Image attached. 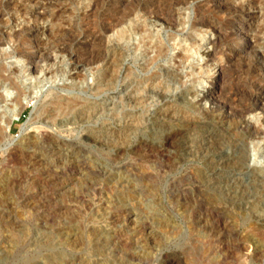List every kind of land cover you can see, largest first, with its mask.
<instances>
[{"label":"rangeland","instance_id":"rangeland-1","mask_svg":"<svg viewBox=\"0 0 264 264\" xmlns=\"http://www.w3.org/2000/svg\"><path fill=\"white\" fill-rule=\"evenodd\" d=\"M214 1L198 10L203 0H0V63L32 67L17 55L23 48L44 69L23 74V86L38 84V95L11 121L13 148L0 153V264H166L173 256L182 264H264L262 195L251 207L216 210L186 180L167 183L209 169L197 142L167 146L189 122L199 123L197 135L220 129L229 141L264 130V113L253 110L264 104V93L255 97L264 81L251 72L257 65L264 74V0ZM155 14L176 18L174 26ZM199 18L220 35L201 29L193 62L211 65L187 76L177 42L191 38ZM133 25L162 38L165 55L148 63L153 44H139L137 32L120 39L121 27ZM234 94L238 102L229 101ZM71 98L74 109L46 117L51 101ZM246 140V167L264 170V134ZM232 146L224 155H235Z\"/></svg>","mask_w":264,"mask_h":264},{"label":"bare ground","instance_id":"bare-ground-1","mask_svg":"<svg viewBox=\"0 0 264 264\" xmlns=\"http://www.w3.org/2000/svg\"><path fill=\"white\" fill-rule=\"evenodd\" d=\"M203 1H204L203 4H201V6L198 8V10L202 9V8L207 9L208 7L211 8V7L216 6L215 5L216 2L214 0H203ZM148 2H150V1H148ZM151 2H153V1H151ZM177 3H179V2L177 1ZM185 3H186V1L185 2L182 1L183 5H186ZM249 3H253V1H248V3H244V2L240 3L239 6L236 8V12L240 13V12L244 11L246 9V7L248 5H250ZM142 5L143 6L145 5L144 7H146L147 4L144 3ZM180 5H181V3H180ZM156 6H158V5H156ZM180 7H184V6H180ZM91 11H94L93 8L91 9ZM149 15L151 16V13ZM155 15H157V14H155ZM158 15H159V13H158ZM158 15L156 17H158ZM162 16L163 15H161V17ZM167 16H169V15H167ZM152 17H155V16L153 15ZM165 17H162V18L158 17L155 19L157 21H161L163 24H165L167 26H174L173 22L176 18L174 19L173 17H168L166 19ZM197 19H198V17H197ZM206 21L207 20H202L200 18H199V20H193L192 25H191L189 32H188V35H190L191 38L189 37V39H185L183 41L177 42L179 47H181V54H180L181 60L184 62H189L190 67H189V71H188L187 76H194V75L200 74V73H202L204 67H206L208 69V67L211 65L208 63V61H206L203 65V67L199 66L197 69L195 67L196 65H194V62H193L195 59V56L199 52L200 46H202L201 44L203 43L204 36L206 34L205 32H202L201 29L204 27H207V29L209 28L210 30H212V32L215 35H220L219 34L220 33V27H217L216 26L217 24L214 25V24H211L210 22H206ZM121 28L122 29L119 31L120 39L123 38L125 34L127 35L129 33V36L131 37V36H133L132 32L133 33L137 32V34L140 33L139 34L140 35L139 36V44H143V43L144 44H153V47L155 49V52L154 51L153 52L155 53V56H149L148 59H146V60H148L147 61L148 63L152 64L158 57H162L165 55L167 49H166V46H164L163 39L162 38H156L154 31H152L150 29H147L145 31L140 29V30H142V31H140V30H138V27L136 28L134 25L132 27H130V26L126 27L125 26V27H121ZM186 41H188V43ZM218 45H219V43H218ZM213 46H214L213 52L209 56L215 59L216 56L218 55V52H217L218 46H216V44ZM219 48H221V47H219ZM223 49H224V47H223ZM17 50H18V48H17ZM229 52H232V51H229ZM11 53H12V51L4 52L3 55H9ZM219 53L221 54V51ZM223 53H224V51H223ZM224 54H226V53H224ZM1 55L2 54L0 53V57H1ZM17 55L20 57L26 56L28 63H30L32 67L28 68L22 64H21L22 66L19 64L21 67H15V68L11 67L12 69H10V68H7V66L4 63H2V62L0 63V83H1L0 84V107L3 110L0 113V153H2V155H4V156L8 155L9 152L11 151V149L13 148V142L14 141L9 139L11 137V136L9 137L11 121L14 118H16L17 116H19L20 113L25 109V107H28L29 104L31 103V101L34 100L36 98V96L38 95V89H39L38 84L28 85V86L24 87L23 86L24 84H22L21 78L25 72H29V73L31 72L34 74H36V73L38 74V72L41 73L44 70L43 67L39 66L37 64V62L34 61V59L32 58V56L29 53H26V51L23 50V48L19 49V51H17ZM226 59L229 62L230 57L227 55ZM225 63H226V61H225ZM250 64H252V63H250ZM255 64H258V63H255ZM224 67H226V66H224ZM259 67L257 65L256 66L254 65L251 68V72H252V75L254 73H255V75L257 74L256 76L258 77V79H256V81L258 80L259 81L258 83L262 82V84H263L264 74L260 72ZM247 68H250V67L247 66ZM207 69H206V71H207ZM53 71H55V70H53ZM7 72H8V74H7ZM58 72H56V73H58ZM52 77H54V76H52ZM202 79H199V82L202 81ZM25 89L28 90L27 95L26 94L23 95V93L25 92ZM259 89H260V87H259ZM259 89H257V91H256V96H255L256 99L260 98L261 95H263V93H264V91H262L263 89L262 90H259ZM213 93H214L213 91H210L209 94H207V96L210 95V97H212ZM218 93H220V92H218ZM227 98H229V97H227ZM227 98H224V99L227 100ZM215 99L216 98H214V100ZM237 100H239V96L237 94L231 95L229 98V101H231V102H236ZM256 102L259 103L258 101H256ZM51 103H52V107H50V108L48 107L44 111V113L46 114V117L51 118V119H55L54 117L56 115H59V113H64L66 111H70V110L74 109L79 104V102L76 98H71L68 100H53V102L51 101ZM257 108L260 109L264 113V104H261V106H259V105L255 106L253 108V110H255ZM246 109H248V108H245L244 111H248ZM200 125H201V123H200ZM239 125H240V122H239ZM239 125H238V127H239ZM35 127L36 126L30 127L31 128L30 130H32V129H33V131L36 130ZM198 127H199V123L195 122L193 120V121L189 122V126L186 125L185 127L179 128L176 132L171 133L169 135L167 146L180 151V150H184L186 148L188 149V148L193 147V144L197 142L198 143L197 149L201 153H203V155L206 156V158L208 159V165H209L208 168L209 169L208 170L206 169L207 171H205L204 173H202L198 176H195V174H194V176L193 175L191 176L189 174L185 175V176H180V177L179 176L178 177L172 176V178H169L167 181L168 185L172 187L173 185L178 184V182H180L182 180H186L187 183L188 182L190 183L193 191L196 192V194L198 196L203 197L202 201L198 198L202 202L201 204L205 205V206L208 205L210 207H214L216 210L221 209V208L225 209V208H229V207H231V208L232 207L246 208L248 206L251 207V206L258 204L259 201L261 202V198H260L261 195L264 197V172H263L264 170L263 169H261L263 171L254 170L255 168L252 170H248L247 164L249 161V151H250L249 150L250 149L249 148V142L250 141L248 142L246 139H249V138L252 139V138H255L257 136H260V135L264 134V130H261L260 128L259 129L254 128L253 130H248V132H247L248 135H246L247 136L246 138L241 137L239 140L229 141L228 138L226 137V135L220 129L202 128L199 131V134L197 135L195 133H197L196 131H197ZM193 135H195V136L197 135L196 136L197 139H195L197 141L193 140V138H194ZM230 143H231V145H233L235 147L234 149H236V151L238 152L237 155H236L237 152H235V155L234 154L232 155L231 154L232 152L229 153L231 155H228L227 153L224 155L223 146H225L226 144H230ZM197 145H195V146H197ZM255 147L253 148L254 152L256 149H258ZM231 148H230V150H231ZM251 148H252V146H251ZM246 177L248 179H250L249 183H244L245 180L243 181V178L247 179ZM135 179L137 180V178H135ZM141 179H140V181H141ZM153 179H151V180L153 181ZM142 180H145V179H142ZM137 181H139V180H137ZM155 183H156V181H155ZM132 184H133V182H132ZM152 185H154V183ZM129 189H126V190L129 191ZM133 192H135V191H133ZM206 197L209 201L204 199ZM132 205H134V204H132ZM161 205H164V204L161 203ZM164 208H165V206H164ZM150 210H152V209H150ZM212 210H214V209H212ZM149 212H151V211H149ZM168 215H169V213H168ZM134 216L136 217V215H134ZM137 221H138V219L135 220V222H137ZM187 228L189 229V227H187ZM165 262H166V264H182L181 263L182 260L180 261L177 257H174V256L168 257Z\"/></svg>","mask_w":264,"mask_h":264}]
</instances>
